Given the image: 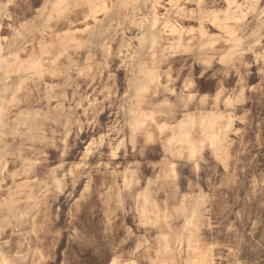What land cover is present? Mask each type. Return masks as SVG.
Returning a JSON list of instances; mask_svg holds the SVG:
<instances>
[{"label": "rangeland", "instance_id": "1", "mask_svg": "<svg viewBox=\"0 0 264 264\" xmlns=\"http://www.w3.org/2000/svg\"><path fill=\"white\" fill-rule=\"evenodd\" d=\"M263 52L264 0H0V264H264Z\"/></svg>", "mask_w": 264, "mask_h": 264}, {"label": "bare ground", "instance_id": "2", "mask_svg": "<svg viewBox=\"0 0 264 264\" xmlns=\"http://www.w3.org/2000/svg\"><path fill=\"white\" fill-rule=\"evenodd\" d=\"M258 3V2H257ZM245 14H246V12H245ZM245 14H244V16H245ZM243 16V17H244ZM242 18V16L239 18V20ZM239 24V23H238ZM177 39H179L178 40V42L176 41ZM174 40L176 41L175 43H178L179 45H181L182 43H184V39L181 37V36H178V37H174L173 39H171V40H169V42H171V48L174 46V43H172V42H174ZM195 43V42H194ZM168 44V43H167ZM159 46V45H158ZM157 46V47H158ZM104 48H105V51L107 52V54L108 55H110L111 54V50H112V47H111V44L110 43H105V45H104ZM192 48V47H191ZM156 49V48H155ZM164 50H166V49H164V48H162V51H164ZM156 51H154V56L156 55ZM156 57V56H155ZM261 59H263V61H264V52L261 54ZM158 61L155 59L154 61H153V66L152 67H158ZM168 73V72H167ZM166 73V74H167ZM189 83V82H188ZM191 83V82H190ZM187 84V83H186ZM186 86V85H185ZM187 89H188V87H186ZM188 91V90H187ZM224 99V98H223ZM233 102V99H232V97H227V99L225 100V104H231ZM118 150V147L114 150V151H117ZM89 151V150H88ZM172 170H173V172H175V168L173 167L172 168Z\"/></svg>", "mask_w": 264, "mask_h": 264}, {"label": "crops", "instance_id": "3", "mask_svg": "<svg viewBox=\"0 0 264 264\" xmlns=\"http://www.w3.org/2000/svg\"><path fill=\"white\" fill-rule=\"evenodd\" d=\"M245 12H246L245 10H244V11H241V10H240V11H239L238 13H236L235 16L233 17V21L238 22V21H239V18H240L241 16L243 17L244 14H245ZM178 40H179V39H177L176 41L178 42ZM184 40H185V39H184ZM176 41L174 40V42H176ZM177 44H178V43H177ZM178 45H179V44H178ZM152 70H153V72H159V71H158V67H153ZM152 121H155L154 117H152ZM146 132H147V131H146ZM173 167H174V166H173Z\"/></svg>", "mask_w": 264, "mask_h": 264}, {"label": "snow or ice", "instance_id": "4", "mask_svg": "<svg viewBox=\"0 0 264 264\" xmlns=\"http://www.w3.org/2000/svg\"><path fill=\"white\" fill-rule=\"evenodd\" d=\"M114 264H115V262H114Z\"/></svg>", "mask_w": 264, "mask_h": 264}]
</instances>
